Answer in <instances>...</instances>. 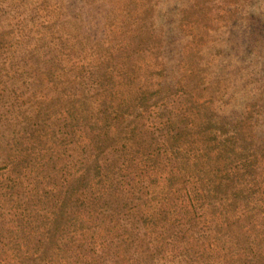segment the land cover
I'll return each mask as SVG.
<instances>
[{"label":"rangeland","instance_id":"rangeland-1","mask_svg":"<svg viewBox=\"0 0 264 264\" xmlns=\"http://www.w3.org/2000/svg\"><path fill=\"white\" fill-rule=\"evenodd\" d=\"M146 84L161 89L135 123L129 104ZM185 117L209 118L213 128L238 117L242 138L264 157V0H0V192L4 177L19 185L15 198L30 191L28 178L5 167L18 147L33 142L31 156H45L50 169L93 173L130 156L119 151L123 135L135 151L133 124L163 144ZM261 160L252 174L264 189ZM6 209L0 200V238ZM244 210L221 211L227 236L203 262L264 264V206ZM212 220L197 217L195 226Z\"/></svg>","mask_w":264,"mask_h":264},{"label":"trees","instance_id":"trees-1","mask_svg":"<svg viewBox=\"0 0 264 264\" xmlns=\"http://www.w3.org/2000/svg\"><path fill=\"white\" fill-rule=\"evenodd\" d=\"M149 87L129 104L135 123L140 104L161 89ZM235 119L213 128L209 118L193 125L185 117V124L165 133L163 144L153 141L150 128L133 124L126 133L137 136L135 151L128 150L123 135L119 151L130 156L114 164L105 159L93 173L88 166L78 172V165L72 173L55 170V164L50 169L53 163L43 161L45 156H31L33 142L18 147L6 155L5 167L28 178L24 188L30 191L15 198L16 180L1 181V205L7 209L0 264H100L104 259L151 264L150 255L161 254L168 258L162 264H206L211 243L222 245L227 236L221 211L264 206V189L252 174L264 157L258 147L249 148L242 120ZM161 151L170 156L157 158ZM209 214L216 222L197 228L195 219Z\"/></svg>","mask_w":264,"mask_h":264}]
</instances>
